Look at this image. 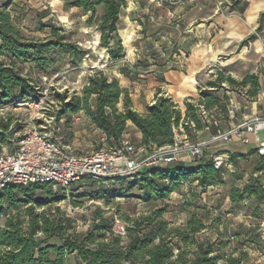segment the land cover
I'll list each match as a JSON object with an SVG mask.
<instances>
[{"label": "trees", "instance_id": "obj_1", "mask_svg": "<svg viewBox=\"0 0 264 264\" xmlns=\"http://www.w3.org/2000/svg\"><path fill=\"white\" fill-rule=\"evenodd\" d=\"M11 1L0 8V109L39 99L37 85L23 73L22 64L30 62L35 72L45 73L60 55H66L69 65L77 68L88 54L56 27H51L50 35L43 40L26 38L7 9ZM240 2L242 0H231L230 9ZM70 4L90 12L91 18L95 16L96 6H101L95 27L99 33L98 45L105 48L110 61L120 60L124 48L118 23L126 0H72ZM263 24L264 11L258 17L254 33L244 38L239 46L254 41ZM259 88L257 74L248 73L237 80L221 68L205 86H197V99L185 98L183 112L159 87L153 101L143 112H138L133 108L129 91L121 87L115 77L98 71L87 77L80 95L74 94L66 102L67 97L59 95L64 102L57 120L63 117L67 126L71 117L83 113L95 128L102 131L107 147L118 146L128 124H131L140 132L138 144L149 150L173 144L174 130L185 134L191 141H197L198 134L205 128L216 135L220 128L214 121L227 119L229 98L226 92L239 90L253 98ZM219 90L223 92L219 94ZM198 105H203L207 111L206 118L199 113ZM12 132L0 119V152L4 145L9 146ZM233 158L230 156V160ZM263 167L264 157H261L253 172ZM223 172L224 168L213 167L206 150L191 167L173 162L164 167L146 169L137 177L109 182L106 186L110 193L107 195L113 198L137 197L145 203L165 202L182 181L195 177L198 185L205 187L222 182ZM79 187L72 186L66 196L65 192H54L49 184L7 186L0 195V215L5 203L12 212L5 215L0 226V264H244L247 258L242 246H229V241L248 234V231L234 233L223 240L217 224L214 240L197 241L196 235L213 225L205 221L208 211H204L201 217L193 214L184 225H171L163 216L165 204L137 217L120 215L125 223L124 236L112 231L113 218L104 217L101 210L97 211L87 230L76 232L75 220L63 213L55 202L60 198L74 200L89 196L87 187ZM133 189L139 193H134ZM37 190L41 191V196L36 195ZM250 195L255 196L258 203L264 201L263 188L254 184L252 177L241 188L234 186L229 200L239 202ZM95 196L103 197L101 191ZM218 220L214 219L216 223ZM243 240L249 242V239ZM258 249L264 255V249L260 246ZM71 256L73 262H69Z\"/></svg>", "mask_w": 264, "mask_h": 264}, {"label": "rangeland", "instance_id": "obj_2", "mask_svg": "<svg viewBox=\"0 0 264 264\" xmlns=\"http://www.w3.org/2000/svg\"><path fill=\"white\" fill-rule=\"evenodd\" d=\"M8 1L10 0H0V8ZM71 1H11L7 9L13 21L26 38L43 40L50 35L51 27H56L60 29L61 33H65L68 40L75 42L80 48L86 49L88 54L77 68L69 65L66 55H60L45 73L35 72L30 62L22 64L23 73L28 75L36 85L42 86L44 82L48 85L50 84L48 89L50 94L42 100L26 101L28 104L19 103L0 109V119L9 125L10 130L18 132L28 123L46 124L52 117L53 122L57 121L56 123L59 126L57 135L61 141L68 143L74 153H86L107 147V145L102 144L98 132L92 126H89L85 115L83 113L74 115L70 118L67 126L64 124V118L57 120V116L64 101H68L69 97L74 94H81V90L90 74L102 71L109 77H113V73L121 72L126 78L125 81L130 83V87H135L138 90V85H141L144 90L151 92L155 83L154 78L162 81L164 80V72L174 69L175 64L172 63V58L190 54V51L187 48L176 47L169 43L168 33L172 36L175 33L170 31L167 25L163 27L154 24L150 25L143 18L145 24L141 29H144V31L137 30L129 38L127 31L123 29V24L119 23L118 34L124 48V56L118 61H110L105 48L98 45L99 33L95 29L97 18L101 13V6H96L95 16L91 18L90 12H84L80 8L71 6ZM224 3V0H204V25L206 27H210V23L216 25L217 14L214 16L211 14L214 9L223 8L225 6ZM120 15H122V12ZM217 33V26H212L208 32L204 31V56L207 55L211 58L204 65V68L197 73L196 85L205 86V83L209 79H213L215 73L221 68L225 69V73H229L237 80L248 74L250 69L254 67H256L257 73H259V69L263 70L261 65L264 60V24L263 30L258 33L260 39L257 40L256 61L248 60L251 55V52H249L250 43L247 44V52L245 50L244 54L239 52H235L231 56L218 53L212 54V45L217 42ZM222 92L223 90L218 91L219 94ZM228 92L232 95V92L241 91L229 90ZM59 95H64L67 99L61 101ZM47 128L49 127L47 126ZM127 139L134 145L138 144L136 137L132 133H129ZM225 179L226 184L220 190L222 194L221 211L225 213L219 217V214L214 216L212 212L208 211L205 221L213 225L211 229L197 234L195 239L197 241H205L206 237L210 239L215 234V227L218 224V230L222 233L223 240L228 239L229 235L237 232L245 233L246 231H251L255 233L253 242L255 241L258 246L264 249V234H262L264 230L257 231V229L261 228L260 224L263 223L264 227V209L260 208L255 211L252 209L251 213H249L250 208H248L247 213L237 215L238 202L226 201L225 196L230 193L235 185H240V181H236L234 176L229 173L225 174ZM86 185L90 191L89 196L74 200H70L67 197L64 199L60 198L55 202V205L63 213L75 220L74 230L76 232L87 230L98 210L102 211L104 217L120 219V215L137 217L165 204L166 211L163 215L165 219H172L177 214L179 217H175V219L182 220V217L188 214V212H179L181 206L173 205L167 202L168 200L165 202L145 203L137 197L113 198L107 195L110 192L106 184L87 182ZM97 191H101L103 197L96 198L95 193ZM133 192L139 193L137 189H133ZM36 195L41 196V191L37 190ZM244 197L247 198V196ZM3 207L4 211L0 215V226L3 224L5 215L12 212L6 203ZM175 210L177 211L176 213ZM253 212L256 219H252L249 216ZM226 214L229 215L226 216ZM201 216H204V212H202ZM215 218H219L217 223L214 221ZM239 218L241 219V224H238ZM121 221L124 222L123 220ZM244 242L241 236L235 237L229 241V246H245ZM69 259V262H73L72 256ZM257 264H264V260H259Z\"/></svg>", "mask_w": 264, "mask_h": 264}, {"label": "crops", "instance_id": "obj_3", "mask_svg": "<svg viewBox=\"0 0 264 264\" xmlns=\"http://www.w3.org/2000/svg\"><path fill=\"white\" fill-rule=\"evenodd\" d=\"M224 2L225 6L223 8L214 9L211 14L212 16L217 14L216 25L210 23V27H206L204 25V0H126L125 7L121 11L122 15H120L119 23L123 24V29L127 31L128 38L137 30L144 31V29H141L145 24L144 18L146 23L150 25L154 24L161 27L167 25L170 31L175 33L173 36L168 33L169 43L176 47L187 48L190 51V54L172 58V63L175 64L174 69L166 70L162 81L154 78L155 83L151 92L144 90L141 85H138V90L135 87H130V83L125 81L126 78L121 72L113 73V77L118 80L120 86L129 91L133 108L136 111H144L145 106L153 101L155 90L158 87L178 104L182 112L185 109V98L197 99L199 97L196 75L211 58L207 55L204 56V31L208 32L212 26H217L218 28V33L216 34L217 42L212 45V54L218 53L231 56L235 52L242 54H244L245 50L247 52V45L240 47L239 44L248 35L254 33L258 26V17L264 11V0H242L233 9H230L231 0H224ZM258 39H260V36L257 34V38L249 42L251 55L248 60L250 61H256L257 55L255 51L258 46ZM261 66L263 70L259 69V73H257L256 67L249 71V73L258 75L260 88L255 97L249 98L242 91L232 92V95L228 91L226 92L229 98L227 119H216L214 121V124L220 128L219 133L242 123L244 115L264 118V60ZM85 118L87 117L85 116ZM87 120L89 126H92L98 132L102 144L105 145L102 131L95 128L88 118ZM129 133H132L136 137L137 142H139L140 132L131 124H128L123 138H128ZM214 136L209 129L205 128L198 134L197 141L211 140ZM259 137L260 140L264 141V131ZM254 140L253 134L246 133L242 129L239 135L234 136L228 142L220 140L209 142L207 151L210 157L214 154H219L228 159V165L224 167V172L222 173L223 181L205 187L199 186L195 177L182 181L178 189L173 191L165 201L168 200L167 202L173 205H180L179 212H188V214L182 217V220H176L175 217L179 216L175 214L177 212L175 210V217L167 219V221L171 225H184L193 214L201 217L204 211L212 212L214 216L219 214V217H221V214L225 212L221 211L222 194L220 190L226 184V173L234 176L236 181H240L241 187L252 177L254 184H258L263 188L264 195V167L259 171L253 172V169L260 163L261 159L256 154L257 143ZM5 147L6 145L1 148V151ZM230 156L234 158L230 160ZM177 163L188 167L196 164L185 154L181 156V160ZM240 185H235V187L241 188ZM225 200L230 201L229 193L225 196ZM256 207L264 209V201L258 203L253 195L247 196V198L244 197L238 202L236 214L247 213L248 208H250L249 213H251V210ZM249 216L252 219H256L253 214H249ZM238 222V224H241L240 218ZM260 225L261 228L257 229V231L264 230L263 223ZM205 231L207 230H202L200 233ZM254 236L255 233L251 231L248 234L241 235L243 239H249V242H245L246 245L242 246V249L248 254L244 264H257L259 260H264V255L260 252L258 246L252 242ZM256 236L259 237L257 234ZM215 237L216 235L213 234L210 239L208 237L206 239L212 241Z\"/></svg>", "mask_w": 264, "mask_h": 264}, {"label": "built area", "instance_id": "obj_4", "mask_svg": "<svg viewBox=\"0 0 264 264\" xmlns=\"http://www.w3.org/2000/svg\"><path fill=\"white\" fill-rule=\"evenodd\" d=\"M49 86L45 82L42 86L37 85L40 100L50 94ZM198 111L206 118L207 111L203 105H198ZM56 122L51 117L47 125L28 123L8 139L9 146L0 152V195L9 185L35 187L49 184L54 192L62 191L67 196L72 186L80 185L79 189H83L87 182L107 184L125 177H137L146 169L179 162L183 154L197 162L209 142H228L242 129L254 135L256 154L264 157V141L259 137L264 131V118L258 116L244 115L242 123L217 133L211 140L191 141L185 134L174 130V141L169 146L148 150L123 138L118 146L86 153H74L68 143L61 141ZM211 159L215 169L228 165L227 157L219 154L212 155ZM111 229L115 234L125 235V223L118 218L113 219Z\"/></svg>", "mask_w": 264, "mask_h": 264}]
</instances>
